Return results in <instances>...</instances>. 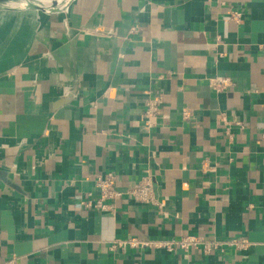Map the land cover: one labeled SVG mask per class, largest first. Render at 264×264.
<instances>
[{
	"label": "crops",
	"instance_id": "0c3cea01",
	"mask_svg": "<svg viewBox=\"0 0 264 264\" xmlns=\"http://www.w3.org/2000/svg\"><path fill=\"white\" fill-rule=\"evenodd\" d=\"M23 1L0 0V264H264V0ZM109 173L122 195L86 207ZM185 235L210 249L156 245Z\"/></svg>",
	"mask_w": 264,
	"mask_h": 264
},
{
	"label": "built area",
	"instance_id": "2783aa9c",
	"mask_svg": "<svg viewBox=\"0 0 264 264\" xmlns=\"http://www.w3.org/2000/svg\"><path fill=\"white\" fill-rule=\"evenodd\" d=\"M235 14V13H234ZM239 15H233L235 19L238 18ZM225 80H218L216 85L219 87H224L226 85ZM162 99L161 96L156 95L150 98L147 102L146 108V116L149 118L155 117L161 110ZM115 176L111 173L100 176L96 181V187L100 194L97 199H87L83 202V204L88 208H96V209H105L106 201L110 199H115L122 195L123 192L119 191L115 187ZM127 194L135 199L136 201L143 204H157V199L155 196L153 184L149 178H144L139 182L133 184L128 190ZM230 243L239 248H247L249 246V241L245 239H236L230 241ZM123 244H129L131 246H139L145 247L149 245L148 241H140L135 238H129L125 240H117L113 246H121ZM156 245L161 246L169 251H173L176 248L190 249L192 247H198L200 245H204L205 248L210 249L211 244L207 242L203 237L197 235H185L184 237L178 240H164L156 243ZM217 247V244L214 245ZM9 264H17V262L12 259Z\"/></svg>",
	"mask_w": 264,
	"mask_h": 264
},
{
	"label": "rangeland",
	"instance_id": "374dc122",
	"mask_svg": "<svg viewBox=\"0 0 264 264\" xmlns=\"http://www.w3.org/2000/svg\"><path fill=\"white\" fill-rule=\"evenodd\" d=\"M24 1H27V3H31L32 2V6H31V8H33V7H35V8H37L36 7V5L35 4H39L37 1H35V0H24ZM35 3V4H34ZM22 7V6H21ZM23 7H26V5H23Z\"/></svg>",
	"mask_w": 264,
	"mask_h": 264
},
{
	"label": "water",
	"instance_id": "95a60500",
	"mask_svg": "<svg viewBox=\"0 0 264 264\" xmlns=\"http://www.w3.org/2000/svg\"><path fill=\"white\" fill-rule=\"evenodd\" d=\"M23 5H26V7H31L32 4L31 3H27V1H23Z\"/></svg>",
	"mask_w": 264,
	"mask_h": 264
}]
</instances>
